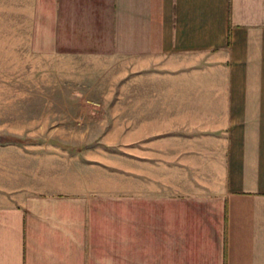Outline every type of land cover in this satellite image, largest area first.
<instances>
[{
    "label": "crops",
    "instance_id": "1",
    "mask_svg": "<svg viewBox=\"0 0 264 264\" xmlns=\"http://www.w3.org/2000/svg\"><path fill=\"white\" fill-rule=\"evenodd\" d=\"M0 28L102 125L64 189L0 145V264H264V0H0Z\"/></svg>",
    "mask_w": 264,
    "mask_h": 264
},
{
    "label": "rangeland",
    "instance_id": "2",
    "mask_svg": "<svg viewBox=\"0 0 264 264\" xmlns=\"http://www.w3.org/2000/svg\"><path fill=\"white\" fill-rule=\"evenodd\" d=\"M6 40V29L0 28V145L43 152L42 160H30L35 168L30 169L31 183L43 180L41 185L63 188L68 184L66 178H79L74 167L82 172L78 156L82 160L88 156L85 151L77 156L76 150L85 149L88 137H97L102 131V125L92 124L94 117L101 118L95 114L101 110L93 112L83 105L84 100L101 97V93L78 92L85 80L77 77L67 57L30 54L23 45H7ZM111 142L117 144V138ZM19 172L15 167L0 166V183L25 181Z\"/></svg>",
    "mask_w": 264,
    "mask_h": 264
},
{
    "label": "water",
    "instance_id": "3",
    "mask_svg": "<svg viewBox=\"0 0 264 264\" xmlns=\"http://www.w3.org/2000/svg\"><path fill=\"white\" fill-rule=\"evenodd\" d=\"M0 140H1V137H0Z\"/></svg>",
    "mask_w": 264,
    "mask_h": 264
}]
</instances>
